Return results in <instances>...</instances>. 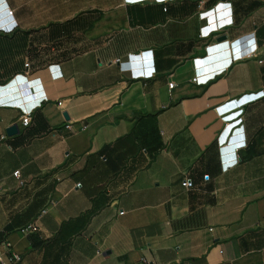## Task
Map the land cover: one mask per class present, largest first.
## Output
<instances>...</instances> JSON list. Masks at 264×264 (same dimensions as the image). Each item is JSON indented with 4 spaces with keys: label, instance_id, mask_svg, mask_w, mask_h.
Returning <instances> with one entry per match:
<instances>
[{
    "label": "crops",
    "instance_id": "obj_1",
    "mask_svg": "<svg viewBox=\"0 0 264 264\" xmlns=\"http://www.w3.org/2000/svg\"><path fill=\"white\" fill-rule=\"evenodd\" d=\"M12 23L0 239L17 264H264V0H0ZM42 96L23 127L7 102Z\"/></svg>",
    "mask_w": 264,
    "mask_h": 264
},
{
    "label": "built area",
    "instance_id": "obj_2",
    "mask_svg": "<svg viewBox=\"0 0 264 264\" xmlns=\"http://www.w3.org/2000/svg\"><path fill=\"white\" fill-rule=\"evenodd\" d=\"M125 2H132L134 3V0H124ZM163 11H166V8H163ZM12 13L13 11L6 9L5 10V14H6V22L10 21V18L12 17ZM4 23V22H3ZM16 24L12 23L9 25H0V30H7V29H11L12 27H15ZM221 43H225V41L220 42ZM220 47H218L219 49ZM256 60V63L260 66H264V42H262L260 45H258L254 57ZM227 61L226 64L227 65ZM25 66L27 67L28 64H25ZM196 74L198 75V73H195L194 76H196ZM213 73H209L206 74L205 76H196L195 77V82L196 83H203L205 84L210 78H213ZM16 78V76L14 77ZM14 78L12 80H14ZM18 79V78H17ZM11 80V81H12ZM20 81V79H18ZM10 81V82H11ZM174 86L173 82H169L168 83V87L172 88ZM47 97L42 96L41 98L38 99V101H32L30 102L27 107L22 104H20V102L17 101H13V102H7L8 105L11 106H16L20 109V122L22 124L23 127H26L30 124V116L32 114V111L39 107L40 104L42 103L43 100H46ZM12 103H15L12 104ZM17 103V104H16ZM58 105H61L60 102H58ZM65 129H70V125L66 124L64 125ZM240 127L233 129L232 131V135L230 137V142H232L235 138L238 140L237 143H235L234 145H232L233 147H244V141L242 140V134L239 132ZM226 130V129H225ZM225 135V132H221L220 134V140L222 139V137ZM5 134H1L0 135V141H3L5 139ZM231 146V147H232ZM230 149V148H228ZM227 148H220V152H221V157H220V161L221 163H223V168L228 169L231 168L233 166L236 165V160L234 156H225L224 153L228 150ZM12 175L19 181V185H23L24 182L20 179V175H19V170H16L12 173ZM181 186L187 190H191L193 189V182L192 180L187 177L184 176L181 180ZM76 187H80V183L76 184ZM46 210H42L40 212V214L38 215V217H40L41 215L45 214ZM38 227L35 224V221H32L31 223H29L27 226H25L24 228H22L20 231L24 234V235H28L29 233H31L32 231L37 230ZM21 261V255L17 254L16 252L13 251L11 244L9 243V241L7 239H0V264H17Z\"/></svg>",
    "mask_w": 264,
    "mask_h": 264
},
{
    "label": "water",
    "instance_id": "obj_3",
    "mask_svg": "<svg viewBox=\"0 0 264 264\" xmlns=\"http://www.w3.org/2000/svg\"><path fill=\"white\" fill-rule=\"evenodd\" d=\"M224 40V37L221 36V37H218L216 39L217 42H221ZM219 50L218 47H215V48H209L208 49V52L209 53H214L215 51ZM8 84V83H7ZM6 84V85H7ZM10 87H7V89H9ZM0 95L3 96V100H4V86L3 87H0ZM66 118V117H65ZM5 133L7 136L11 137V136H14L18 133V126L16 124H12L10 126H8L6 129H5Z\"/></svg>",
    "mask_w": 264,
    "mask_h": 264
},
{
    "label": "trees",
    "instance_id": "obj_4",
    "mask_svg": "<svg viewBox=\"0 0 264 264\" xmlns=\"http://www.w3.org/2000/svg\"><path fill=\"white\" fill-rule=\"evenodd\" d=\"M253 5H254V6H257V4H255V3H254ZM263 73H264V70H263Z\"/></svg>",
    "mask_w": 264,
    "mask_h": 264
},
{
    "label": "clouds",
    "instance_id": "obj_5",
    "mask_svg": "<svg viewBox=\"0 0 264 264\" xmlns=\"http://www.w3.org/2000/svg\"><path fill=\"white\" fill-rule=\"evenodd\" d=\"M229 140H230V138H229Z\"/></svg>",
    "mask_w": 264,
    "mask_h": 264
}]
</instances>
